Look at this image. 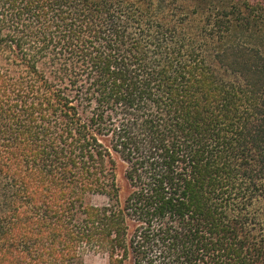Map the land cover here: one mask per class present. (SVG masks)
<instances>
[{
    "label": "trees",
    "instance_id": "16d2710c",
    "mask_svg": "<svg viewBox=\"0 0 264 264\" xmlns=\"http://www.w3.org/2000/svg\"><path fill=\"white\" fill-rule=\"evenodd\" d=\"M264 264V0H0V264Z\"/></svg>",
    "mask_w": 264,
    "mask_h": 264
},
{
    "label": "rangeland",
    "instance_id": "374dc122",
    "mask_svg": "<svg viewBox=\"0 0 264 264\" xmlns=\"http://www.w3.org/2000/svg\"><path fill=\"white\" fill-rule=\"evenodd\" d=\"M257 1V0H255ZM86 263L87 264H106V260L104 257L100 255H88L86 257Z\"/></svg>",
    "mask_w": 264,
    "mask_h": 264
}]
</instances>
